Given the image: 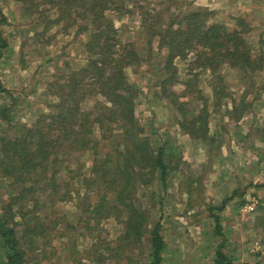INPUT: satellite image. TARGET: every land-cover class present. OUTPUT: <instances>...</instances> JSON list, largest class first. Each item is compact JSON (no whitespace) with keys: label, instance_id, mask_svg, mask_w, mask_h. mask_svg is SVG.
<instances>
[{"label":"rangeland","instance_id":"1","mask_svg":"<svg viewBox=\"0 0 264 264\" xmlns=\"http://www.w3.org/2000/svg\"><path fill=\"white\" fill-rule=\"evenodd\" d=\"M47 1L0 0V148L3 139H23L26 129H35L39 115L57 101L54 84L89 57L90 32L82 26L87 22H68ZM111 1L116 38L135 51L124 70L136 90L135 117L172 168L165 183L135 190L150 215L146 229L161 224L160 264H213L219 246L229 264H264L258 225L264 215V0ZM196 8L207 9L208 23L230 30H241L242 20L261 68L223 65L211 73L192 52L165 67L168 48L153 33L172 20L176 28ZM96 84L87 86L82 110L111 106ZM203 108V129L192 137L181 124ZM59 152L57 172L51 176L46 169L39 183L0 176V219L15 227L25 264H149L146 242L122 237L121 214L100 217L93 211L98 191L82 183L91 155ZM4 251L0 238V264Z\"/></svg>","mask_w":264,"mask_h":264},{"label":"trees","instance_id":"2","mask_svg":"<svg viewBox=\"0 0 264 264\" xmlns=\"http://www.w3.org/2000/svg\"><path fill=\"white\" fill-rule=\"evenodd\" d=\"M46 3L70 23H75L79 17L87 22L82 26L90 32L85 43L89 57L84 67L68 72L54 84L52 93L57 101L51 104V112L39 115L33 124L35 129H26L23 139H3L0 176L17 183H39L46 169L50 168L51 176L57 172L56 162L62 148L71 153H89L92 165L82 183L98 191V202L93 211L100 217L121 214L124 218L122 237L131 244L145 241L150 254L149 264H160L165 247L161 224L154 222L146 229L150 215L138 203L135 190L146 189L152 183H165L172 168L164 149L152 144L134 114L136 90L127 83L124 70L133 63L135 51L129 49L131 44L116 38V29L109 17V11L115 9L111 0H49ZM208 14L205 8L188 10L176 21V28H173L172 20L165 29L153 33L160 37L158 43L168 48L165 67L172 65L174 58L192 52L195 63L211 73L223 65L248 71L260 69L261 65L257 64L262 58L254 55L253 45L246 39L249 29L244 28L245 23L239 19L243 28L230 30L215 21L208 23ZM0 16V20H5L1 10ZM95 82L98 83L95 90L111 104L104 112L80 107L87 86ZM179 110L184 113L182 106ZM204 112L205 108L197 117L181 124L192 137L203 129ZM50 183L55 182L50 180ZM227 200L219 210L224 208ZM23 213L19 211V214ZM258 225L264 231V215L259 217ZM216 234H221L220 227ZM0 238L6 249L4 264H25V253L19 246L16 229L3 219H0ZM229 263L219 246L213 264Z\"/></svg>","mask_w":264,"mask_h":264},{"label":"crops","instance_id":"3","mask_svg":"<svg viewBox=\"0 0 264 264\" xmlns=\"http://www.w3.org/2000/svg\"><path fill=\"white\" fill-rule=\"evenodd\" d=\"M183 136H185V135H183Z\"/></svg>","mask_w":264,"mask_h":264}]
</instances>
